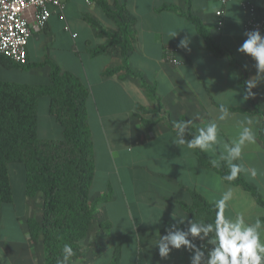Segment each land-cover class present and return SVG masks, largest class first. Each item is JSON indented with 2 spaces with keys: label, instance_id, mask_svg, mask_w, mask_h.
<instances>
[{
  "label": "crops",
  "instance_id": "1",
  "mask_svg": "<svg viewBox=\"0 0 264 264\" xmlns=\"http://www.w3.org/2000/svg\"><path fill=\"white\" fill-rule=\"evenodd\" d=\"M244 5L264 10V0H230L224 6L217 0H66L63 13L50 8L44 27L28 39L25 67L0 65L1 82L43 85L49 83V66L31 65L49 61L88 90L85 111L95 167L89 198H110L98 204L97 217L80 244L81 256L69 264H111L114 254L118 264H189L191 253L184 250L160 258L155 242L165 234L166 222L175 223L172 219L179 216L190 219L181 205L191 203L192 192L214 206L231 190L226 217L243 214L249 223L264 219V83L253 89L252 99L241 102L245 81L256 73L254 62L237 51L246 38L243 22L250 14ZM219 8L222 26L217 31L214 12ZM187 13L202 22L222 56L207 49ZM26 16L33 24V10ZM120 27L129 32L127 66L153 89V98L124 70L105 75L122 63L118 45L90 54L110 42L103 32L119 33ZM185 37L188 49L178 47ZM166 48L174 50L180 66L164 60ZM222 104L229 115L219 121ZM48 105V98L38 100L37 137L60 139L62 129ZM197 115L202 119H195ZM188 119V131L195 134L207 121L219 124L215 155L204 152L210 160L237 137L243 121H252L256 142L246 145L237 163L257 169L255 178L240 176L256 189L259 200L200 166L192 149L172 143L173 122ZM24 176L21 165L8 166L12 199L0 207V257L5 264H45L41 238L33 241L28 230L29 220L40 222L42 195L25 196ZM99 223L105 225L103 230Z\"/></svg>",
  "mask_w": 264,
  "mask_h": 264
},
{
  "label": "trees",
  "instance_id": "2",
  "mask_svg": "<svg viewBox=\"0 0 264 264\" xmlns=\"http://www.w3.org/2000/svg\"><path fill=\"white\" fill-rule=\"evenodd\" d=\"M98 3L104 7L103 3ZM170 9L175 10L173 7ZM186 17L195 25L207 49L216 56H222L224 52L213 41L202 22L190 13ZM103 34L110 42L104 47L92 50L90 54L96 56L104 53L108 47L118 45L122 61L119 67L107 69L105 75L124 70L127 77L138 80L153 98V89L127 66L130 50L127 28L120 27L119 33ZM0 65L5 68L13 67V63L2 56ZM45 65L50 68L48 84L26 85L0 81V207L12 199L8 166L21 165L25 173V196L31 198L38 193L42 195L41 219L40 222L33 219L28 221L29 234L33 241L41 238L45 264H57L65 243L71 244L76 251V256L72 259L81 256L80 244L87 239L89 227L97 217V206L106 202L110 195L92 200L89 198L95 167L90 131L86 122L85 103L88 90L72 74L62 72L49 61L31 66ZM43 97L48 98L49 114L62 129L60 139L37 137V103ZM137 109L147 112L141 107ZM188 132L186 138L191 139L195 132ZM192 150L200 166L212 169L222 177L228 173L229 168L225 163L220 162L219 167H213L204 152L200 149ZM226 182L241 186L259 200L256 189L247 184L240 175L236 180ZM181 207L194 221L212 222L215 219V207L194 192L191 193V203L182 204ZM170 224L172 223L164 224V232ZM99 226L101 230L105 228L103 223H99ZM111 264H118L117 254H114Z\"/></svg>",
  "mask_w": 264,
  "mask_h": 264
},
{
  "label": "clouds",
  "instance_id": "3",
  "mask_svg": "<svg viewBox=\"0 0 264 264\" xmlns=\"http://www.w3.org/2000/svg\"><path fill=\"white\" fill-rule=\"evenodd\" d=\"M176 36L177 31L172 33V37ZM244 36L246 38L237 51L254 62L256 73L245 81L241 102L253 97V89L264 83V35L256 29L245 32ZM189 43L187 37L182 38L178 47L188 49ZM219 113L217 120L224 121L229 110L222 104ZM195 119L202 118L197 115ZM191 123V119L173 122L175 135L172 143L188 149H200L202 152L212 151L215 155V146L219 145L217 121H207L191 139H187ZM251 125V120L243 121L237 137L231 143L225 142L217 158L210 161L213 167H219L221 161L226 162L229 171L222 177L225 181H234L241 173L248 174L251 178L258 175L256 168L237 163L241 160L246 145L256 142L257 134ZM231 199L232 192L228 190L215 201L216 215L212 222L194 221L184 216L172 219L175 223L168 225L165 234L159 235L155 242L159 257L168 258L173 250H184L191 253L189 264H264V219L257 217L249 223L243 214H237L234 219L226 217L224 213ZM160 218L152 224H158ZM185 224L186 227H181ZM75 256L76 251L72 245L65 243L57 264H69ZM5 260L0 257V264H5Z\"/></svg>",
  "mask_w": 264,
  "mask_h": 264
},
{
  "label": "built area",
  "instance_id": "4",
  "mask_svg": "<svg viewBox=\"0 0 264 264\" xmlns=\"http://www.w3.org/2000/svg\"><path fill=\"white\" fill-rule=\"evenodd\" d=\"M66 0H0V56L11 63L24 67L27 65V42L33 32L44 27L51 15L50 8L63 13ZM89 1V0H85ZM220 6L226 5L230 0H217ZM249 10V16L243 22L244 33L258 29L264 35V10L253 5H244ZM33 10L34 23L30 24L27 13ZM223 10L219 8L214 12V25L217 31L222 26ZM164 60L174 66L181 63L171 48L164 51Z\"/></svg>",
  "mask_w": 264,
  "mask_h": 264
},
{
  "label": "rangeland",
  "instance_id": "5",
  "mask_svg": "<svg viewBox=\"0 0 264 264\" xmlns=\"http://www.w3.org/2000/svg\"><path fill=\"white\" fill-rule=\"evenodd\" d=\"M41 110H42V106H41V104H40V106H39V115H40V113H41ZM39 128H40V126H39ZM11 169V168H10ZM35 202H37V200L35 199Z\"/></svg>",
  "mask_w": 264,
  "mask_h": 264
}]
</instances>
